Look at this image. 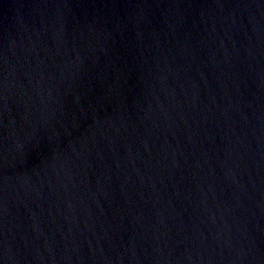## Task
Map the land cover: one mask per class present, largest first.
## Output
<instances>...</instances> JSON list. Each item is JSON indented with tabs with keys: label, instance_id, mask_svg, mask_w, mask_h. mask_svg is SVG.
I'll return each instance as SVG.
<instances>
[{
	"label": "water",
	"instance_id": "water-1",
	"mask_svg": "<svg viewBox=\"0 0 264 264\" xmlns=\"http://www.w3.org/2000/svg\"><path fill=\"white\" fill-rule=\"evenodd\" d=\"M0 264H264V0H0Z\"/></svg>",
	"mask_w": 264,
	"mask_h": 264
}]
</instances>
